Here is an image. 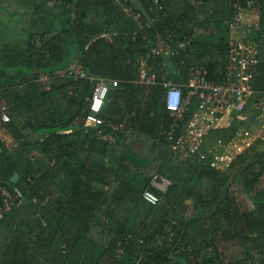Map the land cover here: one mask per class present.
Here are the masks:
<instances>
[{"label": "trees", "instance_id": "16d2710c", "mask_svg": "<svg viewBox=\"0 0 264 264\" xmlns=\"http://www.w3.org/2000/svg\"><path fill=\"white\" fill-rule=\"evenodd\" d=\"M152 1H132L146 24L155 17ZM159 1L168 14L145 30L115 0L19 1L26 22L20 36L0 33V98L11 118L4 127L18 145L11 150L0 138V183L19 196L0 220V231L13 233L8 247L15 246L0 249V264H37L38 255L49 264H264V145L239 156L227 171L211 168L200 153L181 159L174 145L196 102L169 140L175 117L165 107L162 86L139 83L141 60L162 45L178 54L149 59L160 81L166 76L187 83L199 66L208 70V80L222 82L230 65L227 23L238 1L259 12L244 39L259 49L254 85L264 92V0H253L254 8L249 0L217 7L216 0ZM105 32L111 40L99 38ZM181 42L185 49L179 50ZM77 65L89 76L119 81L108 92L104 117L131 133L117 132L114 144L85 126L95 84L63 76ZM251 108L230 128L213 131L208 144L232 140L253 118ZM134 135L150 143L142 154L132 145ZM155 175L171 185L152 205L143 193ZM38 210L39 234L30 242L18 232L31 221L26 212L33 217ZM95 228L107 232L106 244L91 237Z\"/></svg>", "mask_w": 264, "mask_h": 264}, {"label": "built area", "instance_id": "2783aa9c", "mask_svg": "<svg viewBox=\"0 0 264 264\" xmlns=\"http://www.w3.org/2000/svg\"><path fill=\"white\" fill-rule=\"evenodd\" d=\"M115 1L122 5L129 16L138 21L141 29L150 27L167 16L164 5L159 0H153L150 9L155 17L146 24L142 15L134 10L131 0ZM254 5V1L249 0L248 8H253ZM235 7L236 13L228 23L232 31L243 26V11L249 10L238 1ZM99 38L111 40L112 35L105 32ZM178 48L179 50L185 49V42L179 43ZM177 54L178 51L167 47H153L147 57L140 62L139 83L147 86H162L165 107L175 117L172 130L168 132L169 140L174 139V131L179 126L177 122L183 120L192 101L196 102L197 110L192 114L185 133L176 139L174 149L181 159L187 158L190 154L200 153V158L210 162L211 168L227 171L239 156L251 151L257 145H264V92L258 91L254 85L259 74V49L251 41L232 35L229 44L230 65L228 74L222 82L208 80L206 77L208 70L199 66L193 67L192 77L187 83H175L168 80L166 76L160 78L162 79L160 81L153 67L150 66L149 59L152 56L161 55L172 58ZM63 76L75 81L89 80L95 84L93 96L87 99L89 111L85 126L97 128V135L101 140L114 144L117 141V132L131 133L124 124L112 122L104 117L108 92L118 87L119 81L89 76L81 65L66 70ZM248 104L252 105L253 118H246L245 126L239 128L229 142L225 143L224 140L218 139L214 147L210 146L208 138L211 133L219 129L230 128L236 115L242 114ZM0 110V138L5 141L3 136L7 135L8 144H6L9 145L12 142L9 139L11 134L4 124L8 123L11 118L7 112L8 104L1 98ZM170 185L171 181L168 178L155 175L150 187L155 190L152 191L150 188L145 190L143 199L148 204L157 205L160 202L159 191L166 192ZM18 197L12 188L0 183V220L12 211ZM121 253L122 249H118L117 254Z\"/></svg>", "mask_w": 264, "mask_h": 264}, {"label": "rangeland", "instance_id": "374dc122", "mask_svg": "<svg viewBox=\"0 0 264 264\" xmlns=\"http://www.w3.org/2000/svg\"><path fill=\"white\" fill-rule=\"evenodd\" d=\"M19 1L20 0H0V22L2 20L3 23L5 22L8 24V25H5V24L0 25V33H4L5 31H9L10 32V34H9L10 38H12V39L20 36L21 27L26 24L25 20H23L21 15H20L21 12H23L22 11L23 7ZM131 1H133V0H131ZM215 2L217 4V5L215 4L216 7L217 6H226V5L230 4L231 0H216ZM223 3H225V5ZM213 5H214V2H213ZM213 5L209 6V5L203 4L202 7L204 9L212 10ZM1 7L4 9L1 10ZM166 13H167V11H166ZM258 16H259V12L257 11V9L256 10L255 9L244 10L243 11V17H244L243 23L247 26V30H246V27L242 24L243 26L241 28L243 30H246V31L239 30L241 28H238V29H235L232 31V35L236 36V37H242V38L249 37V36L251 37L253 31H251L250 26L256 25L255 23H256V20L258 19ZM229 22H230V20L228 21V23ZM228 23H227V25H228ZM209 31L210 30H208V32ZM162 47H165V46L162 45ZM68 51L69 50H67L66 52H68ZM134 137H135V139L133 140L134 142H132L134 149L137 152L144 153V151L149 148L150 143L143 137L138 138L135 135H134ZM3 138L5 139L6 143L8 144L7 135H4ZM9 139H10V141H12L8 145L9 149H11V150L16 149V147H18V145L15 144L12 135H11V137H9ZM116 152L117 151H113V153H112L113 154L112 156L115 159H117V157L119 155L118 153L116 154ZM263 188H264V185H263ZM243 197L245 198L248 205L253 204L249 198L248 193H246L245 196H243ZM40 216H41V213L39 212V210H38L37 214L34 215L33 217H29L28 213L26 212L24 217L26 219L31 218V221H29V224L27 226L26 225L23 226L22 229L20 230V232L16 231L15 234H17V232H18L19 235L26 237V239L30 240V242H35L37 237H38V234H39V222L37 219L41 218ZM0 232H1L0 233V249H4V248L10 249V250L13 249L15 247L14 244H13V247H11V248L8 247L9 244H12V241H13L12 234L13 233L10 231H8V232L0 231ZM105 233H107V232H104V231L100 230L99 228H95L91 232V235H92L91 237L96 239L97 241H100L102 244H106L109 240H107L108 236ZM29 247H30V250H28L26 253V256H28V257H30L29 256L30 253H33L31 251V249L33 250V243H31ZM20 253H21V255L23 254L22 250L20 251ZM121 255H122V253L120 255L117 254V257L120 258ZM35 262H37V264H49L43 258V255H38L37 260H35Z\"/></svg>", "mask_w": 264, "mask_h": 264}, {"label": "water", "instance_id": "95a60500", "mask_svg": "<svg viewBox=\"0 0 264 264\" xmlns=\"http://www.w3.org/2000/svg\"><path fill=\"white\" fill-rule=\"evenodd\" d=\"M153 147H154V145H152L151 150H153ZM19 177H20L19 174L15 173L11 180L14 183H17L19 181ZM150 190L154 191L155 189L154 188H150Z\"/></svg>", "mask_w": 264, "mask_h": 264}, {"label": "crops", "instance_id": "0c3cea01", "mask_svg": "<svg viewBox=\"0 0 264 264\" xmlns=\"http://www.w3.org/2000/svg\"><path fill=\"white\" fill-rule=\"evenodd\" d=\"M1 10H3V8H2V7H1ZM20 15H21V17H23V16H24V13H23V12H21V14H20Z\"/></svg>", "mask_w": 264, "mask_h": 264}]
</instances>
